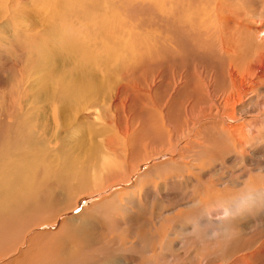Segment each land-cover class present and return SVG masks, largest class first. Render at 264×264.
I'll use <instances>...</instances> for the list:
<instances>
[{
    "label": "rangeland",
    "instance_id": "rangeland-1",
    "mask_svg": "<svg viewBox=\"0 0 264 264\" xmlns=\"http://www.w3.org/2000/svg\"><path fill=\"white\" fill-rule=\"evenodd\" d=\"M98 1L102 2V0ZM107 1L111 2L110 0ZM114 1L117 6H103V9L99 12L100 14L97 13L94 16L102 18L103 23L112 19V22H121L124 26L132 24L138 26L141 30L149 29L150 25L153 24L164 23V10L161 6H135L137 8L135 10L130 9V3L134 0ZM235 2L237 10L242 7L241 13H236V15L238 14L239 21L241 18L243 22L248 19V15L242 14L245 12L243 6H264V0H235ZM58 3L59 0H0V118H2L0 120L3 122L0 126V148L2 147L0 150L5 145L10 144L11 141L9 142V139L13 137L14 132H25V130H20V127L23 126L18 124L17 112L19 111H14L16 114H12L13 116L9 114L12 106H18L23 101L32 100L39 102L45 94L43 91L33 100L35 96L33 93L36 88L40 87L39 80L42 79L40 75L42 72H38L37 63L51 71H64L63 74L71 81L78 80L91 72L95 76V80H100L102 86V89L96 92L94 97V100L101 104L97 108L98 111L96 107L88 111L79 110L77 112L75 110L70 114V118L63 123L64 126L61 123L64 119L63 116L59 115V121H55L51 108L47 106L41 107L42 104L40 103H33V106L26 104L21 113L31 110L36 120H39L46 128L47 139H52L53 135L56 134L66 150L77 149L83 151L89 145L100 146L109 138L117 137L118 139L115 138L114 140H119L121 145L119 144L118 155L115 154L114 157H116L119 166L115 164V175H113V178H110V175L106 173L102 176V181H104L105 185H108L109 182L111 183V180L116 182L120 178H126L129 182L122 184L118 189L110 190V193L108 192L106 196L113 193L114 199L118 198L115 199L117 203L118 200H124V197H130L132 200L141 199L140 204L136 201L133 203V205L137 206L135 209L130 208L132 204H127L129 205L127 207L130 209L129 211L132 210L131 212L134 213L135 219L132 223L123 216L125 222H122L118 229L111 225L108 226L109 223L102 218V216H106L105 214L108 211L101 212L98 207L104 198L98 201V204H96L97 202L91 204L93 198L88 196L95 187L94 179H90L93 176L91 174L88 177V183L83 187L84 190L80 188L81 191L79 190L75 194L72 192L69 195V202H67V198L61 199L53 211L44 210L43 214L46 218L43 221L53 223L56 219V223L49 229V232H52L50 233L51 237H54L57 242H62L64 246L68 244V247H66L69 249L77 247L78 253L76 257L75 255L71 257L73 260H77L72 263L80 261L87 264H116L118 261L119 263L121 262L120 264H162V256H165L164 258L172 259L171 261L168 260V264H172L174 256L178 253L176 256L179 259L175 264H229L228 258L233 257L232 253L229 252H233L235 257H239L241 254L247 253V251L249 252L255 246L258 247L263 243L264 195H262L263 197L259 202L247 204L246 211L243 209L245 213L237 217H243L244 223L246 222V225H243L244 227L236 225L234 221L225 223L223 225L228 231L225 238L219 239L217 235L210 233L212 229L219 227V225H210L208 222L202 223L200 220L192 222L189 211L182 207L183 202L186 201L185 198L181 199L183 194L182 187L176 185L178 188H172L174 181H181L182 175L187 173V177L192 176L196 180L207 179L210 183H214L215 186H220L219 188L222 187L221 185L225 183L226 179H228L227 182L231 186L235 183L233 181L240 180V183H243V191H249L250 180L246 182L249 171H245L246 157L249 154L246 153L242 156L240 152L236 151L238 150L236 147L238 143L234 142L236 140L234 134H238V137L241 136L244 122L242 123L239 120L237 125L233 124L230 126L229 124L231 123H228V120H225L223 115L213 118L217 113V104H221L219 114L220 112H226L221 100V90L227 87V83L224 82L225 75L220 72L222 67L217 62L214 64L212 61H189L191 62L190 67L186 70V73L188 71L189 74L187 78L189 85L184 87L185 90H183L181 82L177 81L178 84L176 86L180 87H176V90L171 92L172 90L168 86L172 81L170 78L171 70L165 60H163L164 55L161 54L163 52L161 50L158 57H152V42L148 48L145 38L139 39V43L143 47L148 48L145 50L151 51V54L148 51L143 54L139 52H107L106 54V52H102V48L107 42L104 40H93L97 50L93 51V61L89 62L88 65V62L76 52L79 49L80 52L86 50L85 47L88 45L91 46L88 42L84 41V44L80 41V39L85 38L86 31L77 27L79 22L74 19L75 11L78 9L76 7L82 8V6H75L76 9L73 11V5L75 4L73 0H65L62 4ZM103 3H105V0H103ZM188 5L196 6V2L189 1ZM70 13L74 14L71 15ZM157 14H160L161 19H156ZM94 16H86L84 19L88 26H91L89 23L94 21ZM230 17L233 19L232 15ZM100 29L101 26L98 27V30ZM106 29L111 30L109 26ZM88 36L87 38H92V35ZM120 38H111L108 41L110 45L107 44V48L115 45L118 47L119 44L124 43L123 37ZM53 41L60 44L61 48L59 51H56L53 47ZM72 41L75 52L64 48L67 46L66 44H72ZM161 41L163 42V38ZM161 41L156 45V48L162 49ZM76 43L79 47L76 46ZM86 44L87 46H85ZM37 48L40 49V52L38 50L31 52V50ZM51 49L54 50L53 53ZM38 52L40 53L39 55L37 54ZM43 82L44 84H49L50 80L47 76H44ZM224 83H226V86H223ZM205 85L211 86L209 87L210 100L206 94L204 95ZM214 85H217L221 90L214 93ZM37 98L41 99L38 101ZM169 103L173 106H170ZM260 105L255 106L256 111L261 108ZM101 111H103L102 116L99 114ZM228 111L230 110L228 109ZM236 114L241 116L245 122L250 123L249 125H252L255 129H260L264 125V115L257 119H249L252 115L244 118V113L237 111ZM258 115L256 114L254 117ZM105 120L108 122H105ZM115 124L117 128L114 127ZM13 126L18 129L13 131ZM183 127L190 129L189 133L185 132ZM36 131L35 135L43 139L45 134H41L42 131ZM17 133L16 135H18ZM126 139H130L132 143ZM170 144H176L178 149H183L186 146L183 153L190 158L185 159L184 157V160H188L189 165L191 164L196 168L199 167L198 169L200 167L204 168L199 171L197 178L189 171L182 175L177 172H166L168 167L173 171L182 164L172 160V156L177 158V153L172 155V152H165L170 149ZM48 145V149L55 151L53 150L56 146L54 143H48ZM257 150L259 153L263 152L261 149ZM41 151L46 152L44 150ZM164 152L168 153V156ZM263 159H259L256 162V164L258 162L259 164L254 166L255 169L251 166L253 167L252 171L264 167ZM108 161L114 163L113 158H109ZM106 162L107 160L105 159L104 164L100 168ZM122 164L127 169L125 175H123L124 168L120 166ZM231 171L238 178L240 175L241 179H237L235 176L232 178L230 176L232 174ZM41 172L43 175V167H41ZM226 175L228 176L225 177ZM39 179H42V177H39ZM143 179L144 181H142ZM242 185L238 186V188H241ZM262 188L264 189V186ZM44 190L47 191L46 188ZM79 193L84 196L77 199L76 196ZM196 195L200 196V193H196ZM108 198H112V196ZM74 199H76L75 202ZM89 204L92 207L86 208V211L84 210L85 212H83L82 209ZM247 208L251 210L247 211ZM217 210L220 209L218 208ZM149 211L152 213L155 222L148 230H145L146 225L143 224L144 222L141 220L140 215L142 216V212L150 214ZM131 212L129 213L130 216ZM209 212L211 217L212 215L216 216L215 212L210 210ZM109 215L118 221L117 218L120 220L122 217V211L112 212ZM63 218H71L73 220L71 222L68 221L64 225L59 236V234L56 235L55 231ZM39 223L32 225L39 226ZM77 228H79V231H87V236L89 234L88 239L78 235L69 241H60L61 238H65L67 233L78 231ZM39 229L46 230L48 226H41ZM145 232L147 235L143 236ZM54 238L51 239L54 240ZM128 241H133L132 243L134 244L128 243ZM47 242L50 241L48 240ZM42 245L45 247L44 244ZM120 247L130 248V255L123 254ZM226 248H229L230 251H226ZM149 249H152V251ZM263 258L264 253L260 255L255 264H259Z\"/></svg>",
    "mask_w": 264,
    "mask_h": 264
},
{
    "label": "bare ground",
    "instance_id": "bare-ground-1",
    "mask_svg": "<svg viewBox=\"0 0 264 264\" xmlns=\"http://www.w3.org/2000/svg\"><path fill=\"white\" fill-rule=\"evenodd\" d=\"M110 1L111 2L105 0V4L103 3V0L102 2L98 0H73L75 3L73 5V11L78 8L75 11L76 15L73 13L75 16L74 19L79 22V26L77 27L86 31L85 38L80 39V41L83 43L85 41L91 44V46H87V44L85 45L87 46L85 47L86 50L82 49L83 51L80 52L79 49L76 52L80 57L88 62V65L89 62L93 61V51L97 50L94 41L104 40L107 42V44H109L108 41L111 38L115 39L122 36L123 38H121L124 39V43L121 42L122 44H119L118 47L115 45L114 47L111 46V48H107V44L105 43V46L102 48V52H106V54L107 52H139L143 54L148 51V53L151 54V51L145 49H148L152 42V57H158L162 50L163 53L161 54H163L165 58H163V60H165V63L171 70L170 78L172 81L169 83L170 85L168 84L172 90L171 92L175 91L176 87H180L176 86L178 84L177 81L181 82L183 87L181 88L183 90H185L184 87L189 85L187 83V78L189 75L188 71L186 73V70H188L190 67L191 62L189 61H212L214 64L217 62V64L222 67L220 68V72L225 75L224 82L227 83V87L224 90H221L217 85H214V93L221 90V100L224 104V109L226 112H220L219 114V107L221 104H217V113L213 118L223 115V118H225V120L227 119L228 123H231L229 124L230 126L233 124L237 125L239 120L242 123L244 122L241 136L238 137V134H232L235 135L236 140L234 142L238 143L236 146L238 150L236 151L240 152L242 156L246 153L249 154L246 157L247 162L245 163V171H249V173H247L248 175L246 182H249L250 180L251 184L249 191H243V183H240V180L238 181L236 179V181H233V183L235 182L233 186L229 185L227 182L228 179H226V181H224L225 183L221 185L222 187L219 188L220 186H215L214 183H210L207 181V179L196 180L195 177H187V173L182 175L186 171H189L192 172L191 174L197 178L200 173L199 171L204 169L202 167L198 169L199 167L196 168L191 164L189 165L188 160H184V157L185 159L189 157H186L183 153L184 149H186V146H184L183 149H178L176 144H170V149H167L165 152H172V155H176L177 153V158L176 156H172V160L182 163L173 171L169 167L166 170L167 173L177 172L179 175H182L181 181H174L175 183L172 184V188H178L176 186L178 185L183 189L181 199L183 200V198H185L186 201L183 202L182 207L189 211V214L192 217V222L200 220L202 223L208 222L210 225H219V227L212 229V232L210 231V233L217 235V238L219 239H223L225 238L226 232L228 231L225 229L223 224L234 221L238 226H243L244 224L246 225V222L244 223L243 221V217H237L239 215L242 216L243 213H245L243 209L246 211L247 204H253L257 201L259 202L263 197L262 195H264V189L262 188V186H264V167L256 171H252L253 167L259 164V162L258 164H256V162L259 159L264 158V125L260 129H255L252 125H249L250 123L245 122L241 116L236 114L237 111H240V113H244V118L252 115L249 119H257L264 115V6H243L245 12L242 14L248 15L247 21L243 22L241 18L239 21V16H237L241 13L242 7H239L237 10L235 0H134L130 3V9L136 10L137 8H135V6H161L164 10L163 24H153L150 25L149 29L141 30L138 26L132 24H125L126 26H124V24L121 22H112V19L106 23H103L102 18L95 17L94 14H100L99 12L103 9V6H117L114 0ZM189 1L196 2V6H189ZM64 2L65 0H59L60 4ZM75 6H82V8H75ZM236 13L238 14L236 15ZM229 14L232 15L233 19ZM91 15H93L95 19L92 23H89L91 26H88V23H86L84 19L86 16ZM156 19H161L160 14H157ZM99 26H101L100 30H98ZM107 26H109L111 30H107ZM89 34L92 35V38L89 37ZM87 36L89 38H87ZM141 38L146 39L148 48L143 47L139 43V39ZM162 38L163 42L161 41ZM160 41L162 42V49L156 48V45L160 43ZM52 43L56 51H59L61 48L60 44H58L56 41H53ZM63 43L65 42L63 41ZM66 45L67 46L64 47L65 50L71 49L75 52L73 48V41L72 44ZM37 50L39 51L40 49L37 48L35 50H31V52ZM53 51L54 50H52V53ZM39 52L37 53L38 55L40 54ZM112 57L114 56L112 55ZM36 66L39 68L38 72H42L40 74L42 79L39 80L40 87L37 86L38 89L36 88L37 90L35 89V92L33 93V95H35L33 100L39 93L44 91L45 94L43 98L41 97V101H39L41 98H37L39 102L32 100L28 102L23 101V103L21 102L22 104H19L18 106H12L13 111L10 110L11 112H8L10 115H12L16 114L14 111H19L17 112V118L19 119L18 124L19 126H23L20 127V130H25V132H14L13 137H9V142H11L9 145H7L8 147L5 145V147L0 150V264H87L80 261L72 263L73 261L77 260H73L71 258L74 255L76 257L78 253L77 247L69 249L67 248L68 244L66 247L62 244V242H57L54 237H51L52 235H50V233L52 232H49V229H51V227L56 223V219L53 223L43 221L46 218L43 214V211L48 209V211H53L61 199L67 198L66 200L69 202V195L72 192L75 194L80 190V188H83L88 183L87 180H89L88 177L91 174L93 176L90 179H94L93 181L95 183V187L88 196L93 198L91 204L95 202L98 204V201L104 198L103 201L99 203L98 207L101 212L108 211V213L105 214V217L102 216V218H104L109 223L108 226L111 225L118 229L120 224L125 222L123 220V216H125V218L132 223V221L135 219L134 213L131 212L132 210L129 211L130 209L127 208L129 205L127 204H132V207L130 208L135 209L137 206L133 205V203L136 201L140 204L141 199L132 200L130 197H124V200H118L117 203L115 199L118 198L116 197L114 199L113 193L109 196H106L110 190L118 189L122 184L129 182V180H126V178L121 179L120 177V179L116 182H112L111 180V183L109 182L108 185H105L103 183L104 181H102V176L106 173L110 175V178H113V175H115V164L119 166V164H117L116 157H114L115 154L118 155L117 151L120 147L119 144L121 145L119 140H114L115 138L118 139L117 137L112 139L109 138L100 146L89 145L83 151L77 149L66 150L56 134L53 135L52 139H47L46 128L40 123L39 120H36V117L34 114H32L33 112L31 110L21 113L26 104L33 106V103H40L42 104L41 107L47 106L51 108L55 121L58 120L59 115L63 116L64 119L61 123L62 126H64L63 123H65L70 118V114L75 110L77 112L79 110L88 111L94 107H96L97 110L99 105H101L98 101L94 100L95 93L102 89L100 80H95V76L90 72L78 80L71 81L68 80L63 74L64 71H51L39 63H37ZM216 68L219 69L217 66ZM44 76L49 78V84H44ZM226 83H224L223 86H226ZM205 86L206 90L204 89V95L206 94L210 100L209 87L211 86ZM203 88L205 87L203 86ZM199 89L201 88L199 87ZM171 103L174 104L172 101ZM256 105L261 106L258 111H256ZM170 106L173 105L170 104ZM228 109L230 111H228ZM102 112L103 111H101L99 114L101 115ZM256 114L259 115L254 117ZM105 122L108 121L105 120ZM2 123L3 122L0 120V126ZM114 127H116V124ZM183 128L185 132L189 133L190 129L188 130V128ZM17 129L14 127L13 131H16ZM36 130L42 131L41 134H45L43 139L35 135L37 132ZM16 133L18 135H16ZM48 143H54L56 145L53 148L55 151L47 148V146H49ZM257 149H261L263 152L259 153ZM41 150H44L47 153L42 152ZM168 153L165 154L167 155ZM109 158H113L114 163L108 161ZM105 159L107 160L106 164L100 168L104 164ZM120 166L124 168L123 175H125L127 170L125 169L126 166L124 167L123 164ZM41 167H43V175L41 174ZM231 173L232 174H230V176L232 178L234 176L237 177V179L240 178V175L238 178V176L233 175L232 171ZM227 176L228 175L225 177ZM39 177H42V179H39ZM106 179L108 180L107 177ZM142 181H144V179ZM262 181L263 185L261 186ZM241 185L242 187L238 188V186ZM44 188H46L47 191H45ZM196 193H200V196H198L199 194L196 195ZM81 196L84 195L79 193L76 198L78 199ZM111 196L112 198H108ZM75 200L76 199H74V202ZM91 204L85 206L82 209L83 212L86 211V208L88 209L92 207ZM218 208L220 210H217ZM209 210L216 213V216L212 215L214 218H212L211 214H209ZM250 210L247 208V211ZM119 211H122V220L117 218L118 221H116L114 220V217L112 218L110 215L108 216L109 213L111 214L112 212ZM130 212L131 216L129 214ZM143 212L142 216L140 215V217L144 222L143 224L146 225L145 230H148V228L153 225L155 221L150 211V214ZM71 220L73 219H61V222L55 231L56 235L59 234L60 236L64 225L68 221L71 222ZM37 222H40L39 226L32 225ZM41 226H48V229L40 230L39 228H41ZM77 230L78 231L73 232H69L71 231L69 230V233H67L65 238L60 237V241H69L76 238L78 235L82 236L84 239H88L89 234L87 236V231H82L81 229V231H79V228H77ZM144 235H147L146 232L143 233V236ZM51 238H54V240ZM48 240L50 242H47ZM132 242L133 241H128V243ZM124 243L126 244V242ZM42 244H44L45 247H43ZM120 250L125 255L129 254V251H131L130 248L125 249L123 247H120ZM149 250L152 251V249ZM226 251L229 252L230 249L226 248ZM229 253H232L233 256L228 258L229 264H255L260 255L264 253V242L258 247L255 246V248L251 249L249 252L247 251V253L241 254L239 257H235L233 252ZM176 255L174 256L172 264H175V262L179 259ZM164 257L162 256L163 261L161 263L168 264L169 259ZM120 263L118 261L116 262V264ZM259 264H264V258Z\"/></svg>",
    "mask_w": 264,
    "mask_h": 264
}]
</instances>
